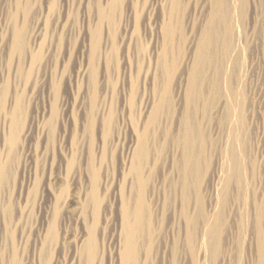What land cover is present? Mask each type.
<instances>
[{"label":"rangeland","instance_id":"374dc122","mask_svg":"<svg viewBox=\"0 0 264 264\" xmlns=\"http://www.w3.org/2000/svg\"><path fill=\"white\" fill-rule=\"evenodd\" d=\"M28 1L29 57L21 59L13 83L17 61L11 62L5 46L16 0H0V90L6 85L11 92L0 113V166L6 168L0 188V264H78L74 247L83 228L79 211L95 176L103 199L98 240L101 243L105 237L107 242L95 264H112L115 220L104 209H110L114 192L123 182V162L132 145L142 95L153 94L152 87L164 82L156 62L166 47L177 64L173 88L181 73L192 68L193 48L214 0H183L173 20L176 33L169 46L161 32L169 0H121L115 8L113 0ZM102 10L108 12L109 20L101 18ZM233 14L240 39L232 82L203 116L210 137L207 174L200 188L206 218L197 222L194 264H264V0H247L244 14ZM23 19L19 14L18 23L23 24ZM94 44L99 50L95 56ZM132 87H136L137 102L133 108ZM14 93L20 108L19 123L12 128L16 139L11 142V127L3 118L14 109ZM225 101L229 106L240 104L244 117L235 132L240 136L235 147L244 168L242 184H233L222 207L223 187L231 174L225 153L234 134L230 121L218 111ZM108 116L113 117L110 126L105 122ZM160 165L159 161L157 182L162 178ZM158 187L160 210L166 193L164 186ZM220 210L224 217L219 221ZM171 215L160 210L152 220L161 252H154L151 264L173 262L172 240L184 223ZM217 221L222 223L215 259L203 226ZM55 222L58 236L49 242L47 231ZM185 256L177 264H188Z\"/></svg>","mask_w":264,"mask_h":264},{"label":"bare ground","instance_id":"6f19581e","mask_svg":"<svg viewBox=\"0 0 264 264\" xmlns=\"http://www.w3.org/2000/svg\"><path fill=\"white\" fill-rule=\"evenodd\" d=\"M182 2L183 0H169L167 5V21L163 23L161 32L163 34L162 39L164 37L168 46L173 43L176 33L173 20L176 19L183 5ZM246 2L247 0L213 1V8L209 13L207 22L201 28L198 41L195 43V48H193L195 60L191 65L192 68L189 67L191 69L186 72V78V73H181L176 89L173 88L172 82L175 79V72H177V64L174 59H171L169 47L164 44L166 49L161 50V56H158L157 62L154 61L162 73L161 77L164 76L165 80L162 85L155 84L156 86L152 87H155L153 94L142 95L138 106V117L135 118L132 145L123 162V182L119 183L118 189L114 192L110 209L107 207L104 209L115 220L114 233L111 236L112 247L110 249L112 264H151L154 252L158 255L161 252L159 246L156 247L155 228H153L152 223L160 210L161 212L168 211L172 214L174 220H183L184 223L182 231L180 230L172 240L170 248L172 264H177L179 258L181 260L182 254L186 255V261L188 258L189 263L194 264L197 222L200 218L202 220L206 218L201 206L200 188L203 186L201 184L204 181L205 173L207 174L206 165L208 163L210 137L203 116L209 110L211 111L213 100L216 101L215 98L221 97L226 92V85H229V81L232 82V70L235 69L236 65L235 52L237 42L240 39V32L235 28L233 12H237L242 16L245 12ZM120 3L121 0H113L112 7L115 8ZM30 7V1L16 0L14 14L11 15L13 16L11 32L6 40L5 49L11 62L15 63L13 60L17 61L14 70L13 67H10L13 70V83L20 72L21 59L25 60L29 57V52L26 50V38L29 36L31 39L32 34L28 35L27 23L25 22L29 19ZM19 14L23 15V24L18 23ZM100 16L102 19L110 17L108 12L104 10H102ZM94 46L93 54L95 56L99 50L98 45L94 44ZM3 86L0 90V113L4 109L7 96L11 93L6 85ZM231 93L235 94L234 92ZM130 95V105L133 108L137 106L136 87H132V94L130 93ZM11 99L14 109L3 120L5 124L7 121L10 124V141L12 142L16 139V134H14L12 128L19 123L20 100L15 93ZM226 101L218 107V111L221 112L225 120L230 121L229 125L231 126L229 127H232L234 134L232 138L230 137L232 141L229 139L231 141L229 148L227 147L229 151L225 153L226 157L227 154L229 155L227 160L229 161L231 174L229 178L227 176L228 179L223 187V195L220 200L222 207L227 203L233 184H242L244 168L241 152L235 147L240 140L236 130L240 129L244 117L240 110V104L234 103V106H231V104L229 106ZM106 119V126H110L113 117L110 116ZM159 161L161 162L162 178L157 182V173L160 170ZM152 163L153 165H151ZM150 166H152L151 171L148 170ZM5 177L6 168L3 165L0 166V188L5 181ZM213 177L212 174L210 179L213 180ZM153 179H155L156 184L153 181L155 186L153 185V189H150ZM97 180L98 177L95 176L91 190L84 194L85 200H82L84 204L79 211L83 220V228L74 247L78 264H95L99 254L101 252L105 253L106 249L105 237L101 243L98 240L99 214L103 199ZM158 184L164 186L166 193L160 210L161 201L159 199L160 188ZM238 187L240 189L239 185ZM151 204H153V207ZM222 217L224 216L222 210H220L217 219H215L220 221ZM56 222L49 225L48 237L46 238L49 242L55 241L58 236ZM221 223L217 221L214 224L203 226L207 234L208 240L206 242L209 245L210 256H214L215 259L219 255Z\"/></svg>","mask_w":264,"mask_h":264}]
</instances>
